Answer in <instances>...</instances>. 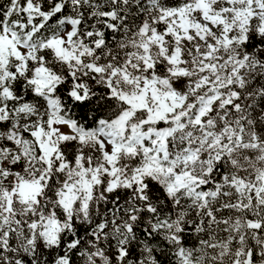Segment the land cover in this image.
Segmentation results:
<instances>
[{
  "label": "snow or ice",
  "instance_id": "snow-or-ice-1",
  "mask_svg": "<svg viewBox=\"0 0 264 264\" xmlns=\"http://www.w3.org/2000/svg\"><path fill=\"white\" fill-rule=\"evenodd\" d=\"M0 264H264V0H0Z\"/></svg>",
  "mask_w": 264,
  "mask_h": 264
}]
</instances>
